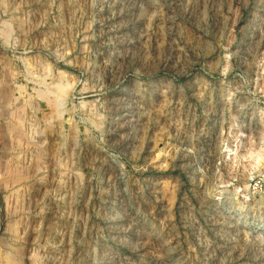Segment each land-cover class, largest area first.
Segmentation results:
<instances>
[{
    "label": "rangeland",
    "instance_id": "374dc122",
    "mask_svg": "<svg viewBox=\"0 0 264 264\" xmlns=\"http://www.w3.org/2000/svg\"><path fill=\"white\" fill-rule=\"evenodd\" d=\"M264 0H0V264H264Z\"/></svg>",
    "mask_w": 264,
    "mask_h": 264
},
{
    "label": "built area",
    "instance_id": "2783aa9c",
    "mask_svg": "<svg viewBox=\"0 0 264 264\" xmlns=\"http://www.w3.org/2000/svg\"><path fill=\"white\" fill-rule=\"evenodd\" d=\"M253 188L264 196V178L256 180L253 184Z\"/></svg>",
    "mask_w": 264,
    "mask_h": 264
}]
</instances>
